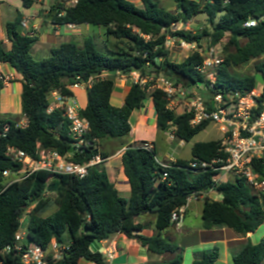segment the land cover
<instances>
[{
    "label": "trees",
    "instance_id": "trees-1",
    "mask_svg": "<svg viewBox=\"0 0 264 264\" xmlns=\"http://www.w3.org/2000/svg\"><path fill=\"white\" fill-rule=\"evenodd\" d=\"M23 1L27 6L33 3ZM61 1L52 9L55 15L51 23L101 27L105 37L103 48L98 49L89 37L81 48L64 43L52 49L49 58L34 60L30 50L39 37L22 33V14L18 13L15 20L5 24L12 44L6 51L0 43V65L9 64L21 77L22 115L27 123L20 127L17 120L0 119V264H21L18 257L5 254V249L14 244L24 214H27L26 243L47 250L55 240L61 247H67L62 250L61 260L50 257L47 264H79L81 260L106 264L104 255L91 251L90 247L117 234L136 240L154 254L173 255L161 264H183L184 250L165 238L163 232L174 225L173 212L187 206L188 197L211 191L222 196L220 201H204L201 219L204 230L226 227L238 235L254 233L264 223V189H252L239 176L233 181L216 182L217 172L212 169L190 167L195 160L210 163L219 157L226 158L219 151L221 141L195 143L190 160H179L169 167L158 163L154 148L129 145L122 156L124 173L132 190L128 199L118 195L101 164L89 168L88 175L81 179L38 172L22 183L5 187L7 180L2 172L16 168L6 155L9 146L34 156L36 144L40 143L44 148L70 156L76 163H88L99 154V150L91 148L68 153L73 142L68 123L60 110L48 113V96L56 90L72 97L68 87L89 83L92 79L87 87L86 107L80 113L89 122V138L99 144L106 139L129 136L131 115L143 107L151 86L149 82L144 86L133 83L124 105L115 108L110 102L114 79L93 80L103 72L128 75L138 71L146 79L162 74L177 84L185 83L186 88L202 83L212 95L211 100L222 94L226 101L230 95L245 96L254 91L258 82H264V0H174L175 13L165 10L159 0H141L142 7L132 0H77L72 6L67 4L71 0ZM200 14L207 20V26L200 33L176 29L180 23H190ZM250 22L256 24L248 26ZM168 39L196 44L200 49L203 43L207 49H213L227 40L214 82L199 71L204 62L199 51L179 63L172 62L166 46ZM252 60H257L259 81L256 75L236 71ZM1 77L0 92L5 86ZM151 97L159 131L174 127L175 136L188 143L213 124L205 120L191 126L193 113L177 115L168 109L166 95L159 89L153 90ZM263 101L264 97L254 111L255 117L261 113ZM206 103L212 111V101ZM100 155L105 158V154ZM251 168L264 181V157L252 160ZM51 198L57 208L44 217L42 214ZM146 214L156 216V234L151 237L142 235L144 227L136 222ZM218 257L219 250L214 247L196 253L193 264H215ZM263 261L264 238L257 245L245 244L233 255L234 264H262Z\"/></svg>",
    "mask_w": 264,
    "mask_h": 264
},
{
    "label": "crops",
    "instance_id": "crops-1",
    "mask_svg": "<svg viewBox=\"0 0 264 264\" xmlns=\"http://www.w3.org/2000/svg\"><path fill=\"white\" fill-rule=\"evenodd\" d=\"M132 1L135 5L142 7L141 0ZM167 1L168 0H159V4L169 12H177L174 0H171L166 6L162 5ZM60 2L62 1L51 0L49 3H47L46 0L42 2L33 1L30 6H27L23 0H5L3 3H0V43H2L3 48L6 51L11 49L12 42L8 39L6 34L5 24L15 20L18 13H21L23 17L22 33L39 37L38 42L32 46L30 54L33 52L37 54L42 50L48 54V57H44V55L42 58L38 59L32 57L34 60L49 58L51 56V50L64 43H73L79 48L83 47L85 40L89 38V36L86 37L87 34L85 33L89 30V25L67 24L55 26L51 23L53 19H50L51 17L53 18L55 14L52 9ZM33 7H35V9L32 12H29ZM190 23H180L179 25L189 26ZM187 45L190 46L189 44ZM199 53L203 56L202 52ZM0 75L8 80L7 82H4V89L0 92V119L10 118L17 120V122L20 120L21 122H18V125L21 124L23 127L26 125L27 120L22 115L21 92H23V84L21 77L9 64L0 65ZM109 77L114 79L115 84L110 102L113 107L121 108L124 105L125 97H127L131 89L133 79L130 75H114L108 72H103L99 76L93 77V80ZM89 86V83H83L79 87L70 88V91L72 92V101L77 104L80 110H83L86 107L87 87ZM256 86L258 92L261 90L262 83L256 84ZM188 89L192 94H197L194 91L195 87L193 88L190 86ZM153 90L154 89L150 86L148 89V97L144 100L143 107L139 110L136 109L133 111L129 120L131 126L129 136L120 140L106 139L98 144L99 154H105V158L100 155L103 159L101 165L105 169L110 183L115 186L118 195L125 199L130 198L132 192L131 185L124 173V165L122 161L123 153L129 145H137L141 142L150 143L156 152L158 163L170 166L179 160H190L191 148L195 143H198H193L195 137L188 143L177 138L174 134V127H170L166 131H159L156 126L157 116L151 97ZM203 99L206 102L207 100L211 101V99L206 97H203ZM173 112L177 115L183 114V108L181 106L174 107ZM188 145H190L189 155L183 157V150L188 147ZM233 177L234 176L231 174L223 175L222 177L219 176V182L227 180L233 181ZM221 196L222 195L211 191L197 200L188 202L187 206L184 208L183 218L181 219L180 225L178 227L173 225L163 232L165 238L177 243L178 246L184 250L183 264H193L196 253L211 250L214 247L219 250V257L215 264H234L233 255L238 253L245 244L250 242L253 245H257L264 238V223L254 233H248L247 235H238L234 231L226 229V227L204 230L202 220L196 224L185 225V220L188 217L190 210L196 211L197 213H195L198 215L197 217L202 219L204 201L206 199L220 201ZM155 217L156 216L153 214H146L140 216L136 220L138 224H141L144 227L141 233L142 235L151 237L156 234L154 229ZM105 248H108L109 251H113L112 260L106 262V264L163 263V255L154 254L146 247L141 246L136 240H131L123 234H117L108 240L106 239L101 242H95L90 247L91 251H98L103 255ZM79 264L94 263L81 260L79 261ZM262 264H264V261Z\"/></svg>",
    "mask_w": 264,
    "mask_h": 264
},
{
    "label": "built area",
    "instance_id": "built-area-1",
    "mask_svg": "<svg viewBox=\"0 0 264 264\" xmlns=\"http://www.w3.org/2000/svg\"><path fill=\"white\" fill-rule=\"evenodd\" d=\"M4 1L0 0V3ZM33 1L42 2L44 0ZM76 2L77 0H71L67 4L72 6ZM255 24V22H250L247 25L254 26ZM208 51V57L204 59L199 71L213 83L216 72L211 73V69H216L222 60L214 58V49L210 48ZM128 75L133 79V83H138L141 86H144L147 82H153L151 87L154 90H161L166 95L165 99L168 101V109L171 111H173L174 107L181 106L183 113H193L191 126H197L205 120L219 125L223 133L219 151L225 154L226 158L219 157L210 163L195 160L190 164L191 168L198 170L212 169L217 172L214 177L216 182H219L218 172H223L224 175L231 174L234 177L245 178L247 183L252 186V189L256 191L264 189V181L259 180V177L254 174L251 168L252 160L264 157V101L261 103V113L257 117L254 115L260 100L264 97V82L259 92L252 91L245 96L230 95L229 101H226L222 94L214 96L211 100L214 109L211 111L208 109L203 97L192 94L188 88L167 79L162 74L148 79L141 78L138 71ZM1 78L3 82L8 81L3 77ZM89 83H92V79ZM81 84L83 83H76L68 88H76ZM47 100L49 102L48 113L60 110L65 117L68 123L69 136L73 140L71 147L74 151H80L83 148L98 150V141L89 138L91 132L89 122L81 116V110L72 101V97L64 95L60 90H56L50 93ZM19 126L22 127L21 124ZM139 147L147 150L153 149L148 142L139 143ZM6 155L14 162L16 168L2 172V176L7 180L5 187L14 183H22L38 172L54 175H74L81 179L88 175L89 168L103 162L100 154H98L88 163H76L71 161L70 156H63L56 150L44 148L40 143L36 144L34 156L13 146L7 147ZM162 166L169 167L166 165ZM165 177L166 174H164ZM205 195H192L188 197L187 203ZM185 207L173 212L171 222L176 227L181 223ZM24 216L27 217V214H24ZM23 217L20 220V229L14 236V244L5 249V254H12L18 257L21 264H47L50 257L53 260H61L62 250L67 249V247H61L60 243L55 240L51 242L47 250L36 244L26 243L27 231L22 228ZM104 257L106 262H109L113 258V251L105 248Z\"/></svg>",
    "mask_w": 264,
    "mask_h": 264
},
{
    "label": "rangeland",
    "instance_id": "rangeland-1",
    "mask_svg": "<svg viewBox=\"0 0 264 264\" xmlns=\"http://www.w3.org/2000/svg\"><path fill=\"white\" fill-rule=\"evenodd\" d=\"M51 0H46L47 3H49ZM171 0H168L166 3L162 4L164 6H166L167 3H169ZM35 9V7H33L32 9H30L29 12H32ZM207 26V20H206V16L204 14H200L197 18H195L190 25H186V26H181L179 25L176 29H185L188 30V32H191L192 34H196V33H200L203 29H205V27ZM89 30L86 31L85 33L87 34L86 37H92L94 39V41L97 43L98 45V49H102L103 48V41L105 39L103 33H104V29L101 27H93V25H89ZM100 30V31H99ZM227 43V40H224L219 46H217L216 48H213L215 50V53H213L214 58L216 59H221L224 56V47ZM166 46L170 49V60L174 63H179L181 62L185 57L187 58L188 56H190L192 54V52L195 51H199L202 52L204 58L208 57L209 51L207 49V46L205 43H203V48H198L196 44L190 45L188 46L186 44V42L180 41L179 39H168ZM194 48V49H193ZM45 55V56H44ZM48 54H46V52L44 50H42L40 53H35L33 52L31 54V56L35 59L38 58H42L44 57H48ZM256 63L257 60H252L250 61L247 65L242 66L238 69H236V71L242 75H256L257 76V81H259L260 76L256 71ZM216 69H211V73H215ZM206 77V76H205ZM206 79L209 80L208 77H206ZM210 81V80H209ZM150 85H153V82H149ZM259 84V82L257 83ZM183 86H185V83H182ZM257 87V86H256ZM255 87L254 91L257 92V88ZM194 91L203 96L206 97L208 99L212 98V95L209 94V92L207 91V89L205 88V86L202 83H198L195 86ZM259 92V91H258ZM18 122H21L20 120ZM222 131L219 128V125H217L216 123L210 124L208 126V128H206L205 130H203L202 132H200L198 135L195 136L193 143L194 142H210V141H221L222 139ZM189 147L190 145H188V147L184 148L183 150V157H187L189 155ZM219 176H223L224 173L223 172H218ZM231 177V176H230ZM234 178V177H233ZM51 203L49 204V206L47 207L46 211L43 212V216H47L49 214H51L52 212H54L56 210V203L54 201V198H51ZM196 211H189V215L185 220V225H190V224H196L198 222H201V218L197 217L198 215L195 213ZM24 222L22 223V228L24 230L27 229V217L24 216ZM164 258L162 259L163 262L165 261H169L172 259L173 255L166 253L163 254Z\"/></svg>",
    "mask_w": 264,
    "mask_h": 264
},
{
    "label": "water",
    "instance_id": "water-1",
    "mask_svg": "<svg viewBox=\"0 0 264 264\" xmlns=\"http://www.w3.org/2000/svg\"><path fill=\"white\" fill-rule=\"evenodd\" d=\"M55 15V14H54ZM53 18L51 17V19L50 20H52ZM41 32H42V30H41ZM74 152V149L71 147L70 149H69V151H68V153L69 154H72Z\"/></svg>",
    "mask_w": 264,
    "mask_h": 264
}]
</instances>
